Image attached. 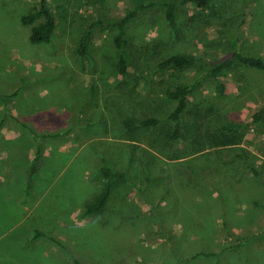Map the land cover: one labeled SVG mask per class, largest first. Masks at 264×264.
I'll return each mask as SVG.
<instances>
[{
  "label": "rangeland",
  "instance_id": "rangeland-1",
  "mask_svg": "<svg viewBox=\"0 0 264 264\" xmlns=\"http://www.w3.org/2000/svg\"><path fill=\"white\" fill-rule=\"evenodd\" d=\"M171 1L180 22L198 13ZM48 3L54 35L30 45L18 18L35 0H0V243L12 236L17 244L8 256L0 250V263L12 264L11 255L33 244L44 264H264V70L233 68L219 93L195 69H155L175 53L214 64L230 55L234 40L241 54L264 63V0H213L209 24L195 20L182 42L161 9L139 14L126 31L124 78L114 32L97 26L85 56L75 49L89 25L121 18L130 0ZM177 84L194 91L181 119L184 138L172 145V106L161 95ZM147 119L157 124L140 126ZM227 124L241 128L222 130ZM102 159L127 183L113 191L102 217H84L83 205L100 189Z\"/></svg>",
  "mask_w": 264,
  "mask_h": 264
},
{
  "label": "trees",
  "instance_id": "trees-1",
  "mask_svg": "<svg viewBox=\"0 0 264 264\" xmlns=\"http://www.w3.org/2000/svg\"><path fill=\"white\" fill-rule=\"evenodd\" d=\"M130 2L132 4V8L127 10L121 18L103 21L97 20L89 25L78 39L77 47L75 49V53L78 56H85L91 40L92 30L97 26L101 30L114 32L112 43L118 52L116 70L117 74L122 78L127 75L129 67L130 44L126 37V31L132 20L147 10L159 8L162 11L164 22L174 41L182 42L189 38L191 35L190 32H192V34L195 32L194 28H191V26H193L196 21H200L201 26L209 24L206 12L210 9L213 0H181V5L193 7L198 12L190 21L185 23L177 20V5L171 0H130ZM18 23L20 26L28 28L29 32L27 40L30 45L49 44L56 29V22L53 14L51 13L48 0H35L34 7L28 13L21 15L18 18ZM237 66L257 71L264 70V63L260 58L245 56L238 51L236 40L231 42L230 55L217 60L214 64H208L205 62L197 63L195 59L188 54L175 53L161 59L157 63L155 69L162 74L168 75H182L189 69H195L197 72L210 79L219 93H224L225 86L221 82V78ZM193 91L194 87L192 86L177 84L174 85V87L167 88L162 92V100L172 106V110L167 117L173 125L172 135L169 138L172 145L184 138L181 129V119L187 112L188 98L191 96ZM260 120V112L252 115L251 121L253 123H259ZM156 124L157 121L154 119H147L140 122V126L142 127H152ZM123 125L126 126V128H130L134 125V123L131 121H123ZM239 128H241V125L227 124L221 129L230 132ZM41 136L43 138L45 137L44 135ZM172 145L171 149L175 151L176 149H174ZM36 149L37 155L39 151L38 148ZM185 157L186 156L182 153L180 155H168L167 158H169V160L176 161ZM234 157L238 160H242L240 155H236ZM240 165L245 166V168L249 170L254 177L258 178L257 171L252 167L245 165L244 162ZM187 174L189 173L186 172V175ZM98 178L101 181L100 189L90 202L83 205L82 215L84 217H102L111 203L113 191H115V189L119 186L127 183L125 174L123 172L113 170L103 159L100 160ZM39 236L42 235L36 232L34 238ZM238 243L239 240H236V243L232 247L236 248ZM203 256L206 257L207 255ZM209 256H212V254ZM71 263L81 264L75 258L71 259Z\"/></svg>",
  "mask_w": 264,
  "mask_h": 264
},
{
  "label": "crops",
  "instance_id": "crops-1",
  "mask_svg": "<svg viewBox=\"0 0 264 264\" xmlns=\"http://www.w3.org/2000/svg\"><path fill=\"white\" fill-rule=\"evenodd\" d=\"M1 238L2 237H0V240H1ZM16 248H17L16 238L12 237V236L9 239H7L6 241H3L2 243H0V250L2 251V253H7L6 256H8V254L11 253V251H13ZM36 250H39V247H35V245H33V244L30 247H26V251H25L24 255H22V253H20V256L11 255V257H10L11 263L12 264H30V263L31 264H44L38 258V256H40V258L44 259V257H45L44 251L41 249H40L41 250L40 252L36 251ZM34 251H36V252H34ZM30 252L35 253L36 256L29 255ZM29 257H31L32 259H30Z\"/></svg>",
  "mask_w": 264,
  "mask_h": 264
}]
</instances>
